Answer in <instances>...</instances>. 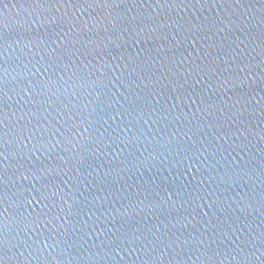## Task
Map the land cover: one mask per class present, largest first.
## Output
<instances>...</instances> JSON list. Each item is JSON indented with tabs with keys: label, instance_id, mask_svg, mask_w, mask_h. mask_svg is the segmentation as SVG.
<instances>
[{
	"label": "water",
	"instance_id": "95a60500",
	"mask_svg": "<svg viewBox=\"0 0 264 264\" xmlns=\"http://www.w3.org/2000/svg\"><path fill=\"white\" fill-rule=\"evenodd\" d=\"M0 264H264V0H0Z\"/></svg>",
	"mask_w": 264,
	"mask_h": 264
}]
</instances>
